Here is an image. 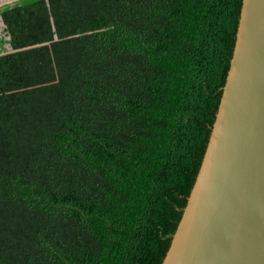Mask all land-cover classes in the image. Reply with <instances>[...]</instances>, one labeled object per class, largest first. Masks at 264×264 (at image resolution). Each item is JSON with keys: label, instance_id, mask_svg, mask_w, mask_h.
Listing matches in <instances>:
<instances>
[{"label": "trees", "instance_id": "1", "mask_svg": "<svg viewBox=\"0 0 264 264\" xmlns=\"http://www.w3.org/2000/svg\"><path fill=\"white\" fill-rule=\"evenodd\" d=\"M243 0L0 6V264H162Z\"/></svg>", "mask_w": 264, "mask_h": 264}, {"label": "water", "instance_id": "2", "mask_svg": "<svg viewBox=\"0 0 264 264\" xmlns=\"http://www.w3.org/2000/svg\"><path fill=\"white\" fill-rule=\"evenodd\" d=\"M162 264H264V0H243L209 143Z\"/></svg>", "mask_w": 264, "mask_h": 264}, {"label": "crops", "instance_id": "3", "mask_svg": "<svg viewBox=\"0 0 264 264\" xmlns=\"http://www.w3.org/2000/svg\"><path fill=\"white\" fill-rule=\"evenodd\" d=\"M13 1H16V0H0V6L11 3ZM2 26H3V22H2V19L0 18V28H2ZM1 32H2V29H1Z\"/></svg>", "mask_w": 264, "mask_h": 264}, {"label": "rangeland", "instance_id": "4", "mask_svg": "<svg viewBox=\"0 0 264 264\" xmlns=\"http://www.w3.org/2000/svg\"><path fill=\"white\" fill-rule=\"evenodd\" d=\"M2 28H3V26H2ZM2 28H0V34H1V29H2Z\"/></svg>", "mask_w": 264, "mask_h": 264}]
</instances>
